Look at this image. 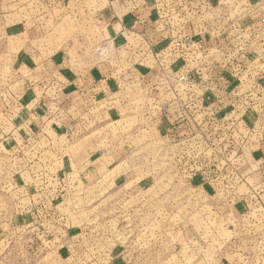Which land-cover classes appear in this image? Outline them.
I'll return each mask as SVG.
<instances>
[{
	"label": "rangeland",
	"instance_id": "374dc122",
	"mask_svg": "<svg viewBox=\"0 0 264 264\" xmlns=\"http://www.w3.org/2000/svg\"><path fill=\"white\" fill-rule=\"evenodd\" d=\"M185 1L181 20L200 43L189 67L228 54L239 65L204 69L198 89L170 82L172 101L187 96L189 108L173 109L179 123L159 128L150 98L167 93V81L156 91L128 84L118 101L126 109L107 130L103 115L84 114L73 126L75 114L43 119L32 109L41 95L33 80L55 49L46 42L63 48L69 77L131 54L99 43L92 15L103 2L65 3L50 38L29 42L22 32L42 14L39 1L0 0V264H264V169L248 146L264 137V0ZM158 41L145 40L140 52ZM219 71L235 74L233 88L216 80ZM205 76L215 78L217 101L201 87ZM238 92L249 98L228 96ZM115 130L126 140L111 161L107 136Z\"/></svg>",
	"mask_w": 264,
	"mask_h": 264
},
{
	"label": "crops",
	"instance_id": "0c3cea01",
	"mask_svg": "<svg viewBox=\"0 0 264 264\" xmlns=\"http://www.w3.org/2000/svg\"><path fill=\"white\" fill-rule=\"evenodd\" d=\"M11 1H14V3L18 2V0ZM38 1L42 14L38 17H33L32 25L24 28L22 32L27 34L29 42L35 39L50 38L54 28L52 20L58 21L61 19L62 13L60 14V11L64 8V4L75 0ZM99 1L103 2L102 6L92 15L94 24L96 23L99 27V43L101 42V45H104L105 48L112 45L114 48L121 49L122 53L130 51L131 54H128L126 58L116 60V64L113 67L107 63H95L93 69L87 73V76L78 74L69 77L64 74V67L68 64L69 58L65 57L63 48L58 49V46L55 45L49 46L48 42H46L45 46L48 47H44L45 50H53L54 47L55 49L51 55H45L43 58L44 62H52L47 65L49 67L48 71L40 75L42 78L33 80L35 84L32 88H39L41 93V95L35 93L37 96H35L34 101L38 99L39 102H36L32 107V109L35 108L33 109L34 115H41V118L44 119L43 115L48 116L52 112L54 115H61L62 118L75 114L77 117L72 119L73 126L82 123L81 121L83 120L81 119L84 114L103 115L107 119V130H111L108 120L117 113L120 115L121 111L126 109L118 104V101L119 99L123 100V91L127 88V85L135 83V78L131 77V75H146L148 68L151 66L150 58L137 61L136 48H131L129 45L133 44L128 41L133 42L134 38L140 41H136L137 43H145V40L149 42L158 41L166 30L176 26L180 29L182 28V31H191L193 29L189 25L180 24L181 22H178L180 18H177L176 14L170 15L185 0ZM48 18L50 19L49 22H47ZM28 22H31V20L29 19ZM95 45L96 43L92 48ZM91 50L95 52L96 48L94 47ZM137 51H139L138 48ZM41 65L43 66V64ZM154 76L153 71H150L144 81L148 82ZM34 92L36 91L34 90ZM113 136L114 138H112ZM124 140L126 139L121 130H115L113 134L107 136V156L111 153V161H116L115 157L120 156L118 152H112L111 149L123 143ZM248 144V146H251L250 150L253 151L251 158H256L257 156L262 158L260 159L261 166L264 169V137H260V140H254L253 144L251 142ZM256 148L259 149L258 152ZM259 173L261 172L259 171ZM258 177L261 178L258 186H263L261 190H264V174H258Z\"/></svg>",
	"mask_w": 264,
	"mask_h": 264
},
{
	"label": "built area",
	"instance_id": "2783aa9c",
	"mask_svg": "<svg viewBox=\"0 0 264 264\" xmlns=\"http://www.w3.org/2000/svg\"><path fill=\"white\" fill-rule=\"evenodd\" d=\"M186 7V1L179 7L177 8L178 10H173V13H171L170 15L176 14L177 18H180V20L178 21L180 24H186L183 20H181L182 18H186L189 14L186 11H183V14H180L179 10H183ZM177 20V19H176ZM187 25V24H186ZM195 31L194 29H192L191 31H182V28L180 29L178 26L173 27V28H169V30H166L164 32V34H162L160 36V40L151 47V49L146 52V54H144V52H140V51H145L144 50V46L149 47V44H145V43H137L140 42L137 39L134 38V41H137L135 45H129L131 48L133 47L135 49V53H136V59L137 61H142L143 59H151V66L148 68V71L146 72L148 74V72L150 71H157V75L154 76V78L148 82L144 81L146 75H137V74H133L131 75V77L135 78V83H138L139 86L147 83L146 87L144 88L147 89L149 88V90H158L159 85L163 84L162 81H167V85H165V87L167 88L170 82H182L184 83L186 86L189 84L190 86H187L186 90H192L193 87L196 86V89H198V86H200L199 83V78L203 76V74L201 73V71H203L204 69H208V68H212V67H220V63H228L231 66L235 65H239L238 63V58H228L229 54L227 55L226 59L224 61H219L218 59H214L213 57L208 58L207 60L203 59L200 60L196 65H194L193 67H189V64L193 63V60H195V58L198 57V55L200 54V49H199V42H197V40H195ZM194 33V34H193ZM200 33L202 34V36H206V33H204L202 31V29H200ZM216 37L221 38L220 40H226L227 41V36L224 35H220L219 33H216ZM230 41V40H228ZM233 45V44H231ZM235 46V45H234ZM233 47V49H231L230 51L235 52V47ZM137 48L139 49V51H137ZM108 50V49H107ZM199 52V53H198ZM195 54V55H194ZM217 54H220L221 57L225 54H223L222 52H216V54L214 56H216ZM204 64V65H203ZM204 73V72H203ZM208 77L207 79L210 80V82H208L207 84H201V87L204 91V93L208 92L210 93V95L214 96L213 99H215V101H217V99L215 97H218V88L216 83H214V79L211 78L210 76H205ZM217 77L216 80H223L224 82L227 84L228 87H232L233 88V82H232V77H236L235 74L232 76H229V74H225L224 72L219 71V75L215 76ZM122 78V77H121ZM130 80V79H129ZM207 81V80H205ZM209 84V85H208ZM173 88H171L170 86L168 87L169 90L167 91V93L161 94L160 92H157L156 95H152V97L150 98V100H152L153 103V107L156 110V112H152V115L155 114L154 116V121L155 124L157 125V127L159 128L160 125H170L172 124V120L174 123H179V117H175L173 116V109L176 108V110H183V108H189V100L187 99V93L183 94L186 96L184 99H178L175 103V101H172V99H174V95H175V86H172ZM165 88V90H166ZM200 88V87H199ZM221 89V88H220ZM201 89H199L198 91H200ZM222 91V90H221ZM231 91V89H230ZM221 94V93H220ZM169 95V96H167ZM236 95V94H235ZM233 94H228V96H230V98H232L231 96H233L234 98H242L243 97H248L249 93L247 94H242V93H237V95L235 96ZM191 96V93H190ZM197 96V95H196ZM233 98V99H234ZM249 98V97H248ZM173 102V105L171 104ZM202 103V102H201ZM191 108V107H190ZM225 113L230 112V116H231V124L234 123V121L238 120L237 116H233L231 113L232 111L235 110L234 106L232 103L226 104V106L224 107ZM234 114V113H233ZM237 115V114H235ZM186 116V115H185ZM181 120H185L183 118V116ZM187 117V116H186ZM220 123H216V128H220L221 127H225L224 126V118L223 117H219ZM226 125V124H225ZM229 125V124H228ZM222 128V130H223ZM227 128V125H226Z\"/></svg>",
	"mask_w": 264,
	"mask_h": 264
}]
</instances>
